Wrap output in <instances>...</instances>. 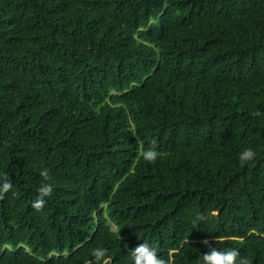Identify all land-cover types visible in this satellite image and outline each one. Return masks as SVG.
<instances>
[{
    "label": "trees",
    "instance_id": "obj_1",
    "mask_svg": "<svg viewBox=\"0 0 264 264\" xmlns=\"http://www.w3.org/2000/svg\"><path fill=\"white\" fill-rule=\"evenodd\" d=\"M5 178L0 264H264V0H0Z\"/></svg>",
    "mask_w": 264,
    "mask_h": 264
},
{
    "label": "clouds",
    "instance_id": "obj_2",
    "mask_svg": "<svg viewBox=\"0 0 264 264\" xmlns=\"http://www.w3.org/2000/svg\"><path fill=\"white\" fill-rule=\"evenodd\" d=\"M143 159L148 162H154L159 156V152L156 150L155 146H150L142 152ZM256 157V152L252 148H246L239 153V162L241 166L246 165L254 161ZM45 179L48 178L47 170L43 171L41 174ZM12 189V184L6 178L0 182V195L7 193ZM53 191L52 184L43 183L39 189V196L34 200L33 207L36 210L43 208L45 204L44 197L51 195ZM208 244V241H204ZM209 250L204 253L201 264H249L247 258L242 257L240 252L236 248L229 249H217L208 246ZM93 264H108L110 257L108 256L107 250L103 247H97L92 250ZM129 260L131 264H165L163 258L158 257L156 249L150 247L147 243H142L135 247L134 250L129 251Z\"/></svg>",
    "mask_w": 264,
    "mask_h": 264
}]
</instances>
